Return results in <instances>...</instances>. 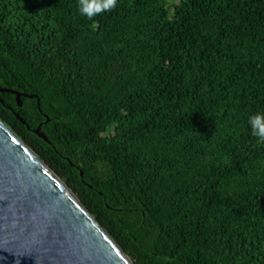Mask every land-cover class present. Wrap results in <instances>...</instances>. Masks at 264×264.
Here are the masks:
<instances>
[{
  "label": "trees",
  "instance_id": "16d2710c",
  "mask_svg": "<svg viewBox=\"0 0 264 264\" xmlns=\"http://www.w3.org/2000/svg\"><path fill=\"white\" fill-rule=\"evenodd\" d=\"M0 89L132 264H264V0H0Z\"/></svg>",
  "mask_w": 264,
  "mask_h": 264
},
{
  "label": "water",
  "instance_id": "95a60500",
  "mask_svg": "<svg viewBox=\"0 0 264 264\" xmlns=\"http://www.w3.org/2000/svg\"><path fill=\"white\" fill-rule=\"evenodd\" d=\"M4 92L9 91L0 89ZM15 95L21 107L22 95ZM29 97L37 99L39 108V98ZM32 132L49 143L41 126ZM0 264H132L75 195L1 120Z\"/></svg>",
  "mask_w": 264,
  "mask_h": 264
},
{
  "label": "clouds",
  "instance_id": "9594fccd",
  "mask_svg": "<svg viewBox=\"0 0 264 264\" xmlns=\"http://www.w3.org/2000/svg\"><path fill=\"white\" fill-rule=\"evenodd\" d=\"M118 0H78L80 15L92 20L95 16L111 11L117 6ZM252 134L264 141V113H257L249 118Z\"/></svg>",
  "mask_w": 264,
  "mask_h": 264
}]
</instances>
